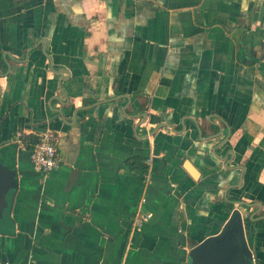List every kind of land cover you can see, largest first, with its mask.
I'll use <instances>...</instances> for the list:
<instances>
[{
  "label": "crops",
  "instance_id": "crops-1",
  "mask_svg": "<svg viewBox=\"0 0 264 264\" xmlns=\"http://www.w3.org/2000/svg\"><path fill=\"white\" fill-rule=\"evenodd\" d=\"M44 132L47 174L22 141ZM13 144L0 264H185L228 200L264 264V0H0Z\"/></svg>",
  "mask_w": 264,
  "mask_h": 264
},
{
  "label": "water",
  "instance_id": "water-1",
  "mask_svg": "<svg viewBox=\"0 0 264 264\" xmlns=\"http://www.w3.org/2000/svg\"><path fill=\"white\" fill-rule=\"evenodd\" d=\"M14 158L2 152L0 156V205L5 195L15 188ZM233 207L219 230L199 240L188 250L185 264H252L253 255L246 239L241 208L248 204L228 200ZM0 206V209H1Z\"/></svg>",
  "mask_w": 264,
  "mask_h": 264
},
{
  "label": "built area",
  "instance_id": "built-area-1",
  "mask_svg": "<svg viewBox=\"0 0 264 264\" xmlns=\"http://www.w3.org/2000/svg\"><path fill=\"white\" fill-rule=\"evenodd\" d=\"M56 142L57 136L54 133L44 132L40 135L39 141L29 153L30 164L35 171L47 174L58 166L59 159L55 149ZM146 162L148 164L149 159ZM147 217H149V214L141 216L140 221L146 220Z\"/></svg>",
  "mask_w": 264,
  "mask_h": 264
},
{
  "label": "trees",
  "instance_id": "trees-1",
  "mask_svg": "<svg viewBox=\"0 0 264 264\" xmlns=\"http://www.w3.org/2000/svg\"><path fill=\"white\" fill-rule=\"evenodd\" d=\"M39 139H40V135H35V134H28V135H24L22 137L23 144L25 145L26 149H29V150H31L35 146V144L39 141ZM11 147L13 148L11 150L9 148H7L8 152H9L8 154H10V155H12L14 153V148L16 147V145L13 144V145H11ZM129 164L131 165V167H134V165L136 168L140 167L144 171L147 169L146 163L142 162L138 157L132 158L130 160Z\"/></svg>",
  "mask_w": 264,
  "mask_h": 264
}]
</instances>
